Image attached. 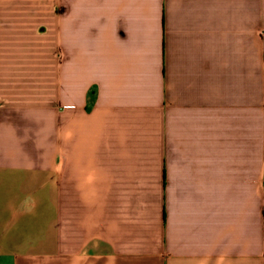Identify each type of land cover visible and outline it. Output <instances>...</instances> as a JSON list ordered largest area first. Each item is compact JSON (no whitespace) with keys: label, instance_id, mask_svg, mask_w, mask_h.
I'll return each mask as SVG.
<instances>
[{"label":"crops","instance_id":"0c3cea01","mask_svg":"<svg viewBox=\"0 0 264 264\" xmlns=\"http://www.w3.org/2000/svg\"><path fill=\"white\" fill-rule=\"evenodd\" d=\"M0 264H264V0H0Z\"/></svg>","mask_w":264,"mask_h":264}]
</instances>
